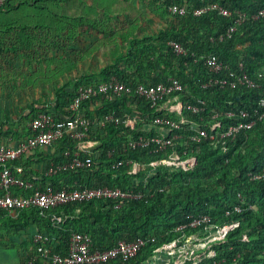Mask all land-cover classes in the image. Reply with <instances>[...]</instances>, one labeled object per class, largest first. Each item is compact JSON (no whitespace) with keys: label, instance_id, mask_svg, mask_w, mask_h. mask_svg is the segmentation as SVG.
<instances>
[{"label":"trees","instance_id":"obj_1","mask_svg":"<svg viewBox=\"0 0 264 264\" xmlns=\"http://www.w3.org/2000/svg\"><path fill=\"white\" fill-rule=\"evenodd\" d=\"M21 1L7 0L5 4L0 5V22H4L7 11L19 8ZM33 1L38 3L40 0ZM43 1H49L59 8L58 21L67 27L81 22L91 24V36L119 35L114 20L121 17L130 20L143 17V9L131 0H87L90 9H93L91 13H84L82 10L86 0ZM153 1L159 3L168 13L172 4L185 5L187 14L170 13L174 22L162 27L155 34L135 32V37L130 41L125 42L123 38V43L119 45L114 41L111 45L102 44L101 55L116 61L110 62L100 73L79 76L75 88L60 90L55 101L50 103L51 106L39 104L42 107L37 105L31 109L27 121L31 122L41 112L52 113L58 119L69 116L67 107L81 85L98 84L110 80L113 76L133 85L157 84L166 81L171 75L178 77L191 88L192 96L188 97L191 102H195L199 97L207 100L208 113L221 109H246L250 112V121L259 119L256 111L264 110L260 104L263 88L242 86L235 90L220 91L201 88L199 80H206L207 74L202 64L195 60L203 52H212L231 68L238 70L239 64H244L250 77L259 80L257 73L264 70V16L254 19L253 15L264 9V0ZM25 2L31 3L27 0ZM143 3L144 8L151 7L147 0ZM210 3H220L233 11L242 10L248 14V19L231 38L212 41L214 37L218 38L220 34L227 32L234 24V18L215 11L201 16L194 14L196 8ZM31 5L34 4L28 6ZM10 22L21 21L12 18ZM170 41L182 43L189 50L188 54L177 55L169 45ZM9 49L15 48L12 45ZM110 50L112 53L109 55ZM89 103L91 102L84 104V109L86 108L87 116L92 119L109 113L122 115L124 112H134L136 103L138 111L149 112V105L136 96H124L114 102L105 101L99 106L94 103L96 106L93 110L88 109ZM186 115L196 119L203 115L206 118L205 112H186ZM234 121L239 122V119L235 118ZM10 132L12 130H0V139L10 136ZM131 133H134V129L124 126L108 125L102 130L93 128L90 138L99 140V145L91 148L90 152L83 153L84 157L92 156L93 167L64 171L51 178L46 177L45 184L50 183L55 188L116 186L124 190L143 189L141 180L137 184L135 178L142 179L146 170L134 175L128 166L115 168L113 162L122 158H133L146 163L162 157V153L154 154L148 149H139L120 152L111 158L108 156L109 151L122 146ZM58 149V155L53 159L56 164L67 161L64 153L73 151L75 142L66 138L60 142ZM185 159L188 161L184 166L175 170L165 169L164 172L159 170L156 175L149 177L148 187L155 191L152 196L121 201L101 199L62 205L54 211L68 214L70 217L61 228L55 227L51 217L41 215L37 209L24 210L17 218L7 216L0 219V237L18 235L29 226L37 225L39 233L50 237L49 246L53 251L62 254L68 252L74 232L89 234L93 249L100 250L114 248L122 241L155 238V241H149L135 258L125 263L120 259L104 263L143 264L156 247L180 234L176 228L188 223L190 216L208 215L218 228L231 226V230L225 240L212 246L214 257L201 264H264V119L258 120L249 130H242L234 141L229 142L226 151L215 148L206 141L200 143L196 151ZM49 167L50 165L47 169ZM254 175H259V178L252 179ZM161 187L165 188L163 192L159 191ZM236 206H241L242 212H234ZM33 238L34 236L31 242L35 248ZM33 251L31 248L27 254ZM26 255H21L23 260ZM38 264L49 263L40 261Z\"/></svg>","mask_w":264,"mask_h":264},{"label":"built area","instance_id":"obj_2","mask_svg":"<svg viewBox=\"0 0 264 264\" xmlns=\"http://www.w3.org/2000/svg\"><path fill=\"white\" fill-rule=\"evenodd\" d=\"M6 1L0 0V5ZM214 11L226 17H233L234 24L226 33L220 34L218 38L214 37L212 41L231 38L248 19L246 12L233 11L220 3H210L196 8L194 14L201 16ZM169 12L172 15H186L187 8L182 4H172L169 6ZM261 16H264V9L254 14L253 18L258 19ZM169 45L177 55H186L189 52L180 42L170 41ZM195 61L202 64L207 74L206 80H199L201 88H213L218 91L235 90L242 86L263 88L260 104L264 107V70L257 73L259 80H256L245 71L244 64L240 63L238 70L231 68L212 52H203ZM124 96H136L145 101L149 105V112L138 111L136 103L134 112H124L122 115L109 113L94 119L87 116L86 108L84 109L86 102H91L89 104L95 107L105 101L114 102ZM189 96H192L191 88L174 75L157 84L133 85L113 76L105 82L79 86L76 96L67 107L69 116L58 119L52 113L41 112L29 123L30 134L26 139L16 144L0 140V210L8 215L19 216L24 210L37 209L41 215L50 216L55 227L61 228L70 215L55 212L56 208L91 200L121 201L152 196L155 191L148 187L150 176L156 175L159 170L164 172L165 169L175 170L184 166L188 161L185 158L194 153L200 143L206 141L215 148L226 151L229 142L234 141L242 130H249L258 120L264 119V110L256 111L259 119L252 121L249 120L250 112L246 109H221L208 113L207 100L199 97L195 102H191ZM186 112L191 114L205 112L206 118L203 115L199 119L191 118ZM235 118H238L239 122H233ZM108 125L134 129V133L128 136L122 146L109 151V158L120 152L139 149L163 154L162 157L146 163L133 158H122L113 162L115 168L128 166L134 175L146 170V175L142 179L135 178L137 184L141 180L143 189L124 190L116 186L55 188L50 183L42 188L23 175L22 167L14 166V162L35 150L59 145L61 141L69 138L75 142V149L64 153L67 161L59 164L52 162L45 172L46 176L91 168L94 165L92 156H83L84 152H90L91 148L99 145V140L90 138L91 131L93 128L102 130ZM258 178L259 175L252 176V179ZM164 190L163 187L159 188L160 192ZM233 211L242 212V207L236 206ZM230 230L231 226L218 228L208 215L190 216L188 223L176 228L180 234L156 247L143 264H201L214 257L212 244L225 240ZM33 240L34 251L27 254L21 264H38L40 261L49 264H104L115 259L125 263L135 258L143 247L149 241H155V238L122 241L114 248L100 250L93 249V241L89 234L74 232L66 254L54 252L49 246L50 237L46 234L37 232Z\"/></svg>","mask_w":264,"mask_h":264},{"label":"rangeland","instance_id":"obj_3","mask_svg":"<svg viewBox=\"0 0 264 264\" xmlns=\"http://www.w3.org/2000/svg\"><path fill=\"white\" fill-rule=\"evenodd\" d=\"M27 1H31L30 4L33 3L32 6L36 9H28L27 6L30 4H26L25 0L20 3L19 8L24 10L22 13L29 17L30 21L20 19V29H12L11 31L14 36L12 45L15 49H11L14 55L9 63H0V70L4 65L5 70L8 71V73L0 76V87L9 82L8 93L12 92L11 96L15 99L20 98L22 92H27L28 95L25 97L27 102L29 101V106L35 102L42 105L54 102L60 90L75 88L79 76L100 73L110 62H115L116 59L101 55L102 44L111 45L114 41L119 45L123 43V38H125V42L134 38L135 32L155 34L162 27L169 26L174 22L172 15L163 10L159 3L147 0L151 3V7L144 8L143 2L146 0H131L143 9L141 19L118 18L114 20V26L119 35L96 34L89 35L87 39L79 31H74V26L71 24L67 27L58 21L60 25L57 28L54 26L44 27L46 22H44L42 13L49 9L53 16L50 11L52 9L47 6V4L51 6L53 4L43 0L38 3L33 0ZM122 32L123 36L121 35ZM111 53L110 50L108 54ZM7 76L9 78H6ZM6 91L3 89L4 93ZM26 106H28L27 103L23 107L19 106L7 113V115L11 113L14 116L15 123L12 122L13 124L18 122L21 125L24 122L26 126L27 119L24 114L27 109Z\"/></svg>","mask_w":264,"mask_h":264},{"label":"crops","instance_id":"obj_4","mask_svg":"<svg viewBox=\"0 0 264 264\" xmlns=\"http://www.w3.org/2000/svg\"><path fill=\"white\" fill-rule=\"evenodd\" d=\"M48 3V1H46ZM91 6H89V3L86 2L83 5L82 10L84 13L86 12H93V9H90ZM52 10H50L53 14L49 12V9L46 10L44 13H42V17H44V27L54 26L58 27V16L57 12H59V8H57L55 5L50 6ZM28 9L35 10L32 5L28 6ZM21 8H13L10 11H7L6 17L3 19L4 22H0V63H9L12 59V56L14 55V52L9 49L10 46H12L14 42V36L11 34L12 29H20V23H14L10 22L13 18L14 20H20V19H28L30 21L29 17H26L22 12ZM8 17V18H7ZM26 17V18H25ZM6 20V21H5ZM24 25V24H22ZM91 24H88L86 22L85 24L81 22L73 24L74 31L77 30L80 32L85 31V33H80L81 35H84L87 39L90 35V31H92V28L89 26ZM91 36V35H90ZM126 51V50H125ZM2 70H0V76H3L4 74L8 73L7 70H5V66L3 65ZM6 78H9L8 76ZM9 82H6L2 87H0V130H12L10 132V136L1 138V141H9L13 144H16L20 142L21 140H24L27 138V136L30 134L29 130V123L30 121H27L26 126L24 125V122L21 123H15L14 116L9 113V111H12L19 106L25 105L27 103L28 106L26 111L24 112L26 119L27 115L30 114L31 109L35 108L37 105L38 107H42L37 102L33 103L31 106L29 101L27 102V98L25 96L28 95L27 92H22L20 98H13L11 96V93H8L9 88ZM3 89H6L7 91L4 93ZM8 94V95H7ZM93 106H89V110H93ZM24 116V117H25ZM23 120V119H22ZM9 121V122H8ZM13 122V123H12ZM9 123V126L7 124ZM11 123V124H10ZM15 132H19L18 134H15ZM20 133H22L20 135ZM58 145L47 147V148H41L37 149L34 152H32L30 155L22 157L20 160L14 162V166L22 167L24 169L23 175L27 178L32 180L36 185L40 187H45L46 177L51 178L49 176H46L45 172L47 171V166H51L52 162L54 161V157L58 155ZM22 193H26L24 191H20ZM0 219H3L7 216L17 218L18 216L15 215H8L4 211L0 210ZM39 227L37 225L29 226L25 231H22L18 235H11V236H4L0 237V264H21L23 260V256L26 255L27 252L33 247V244L31 242L32 237L38 232ZM32 245V246H31ZM25 258V257H24Z\"/></svg>","mask_w":264,"mask_h":264}]
</instances>
